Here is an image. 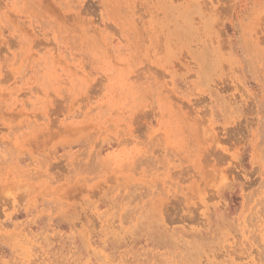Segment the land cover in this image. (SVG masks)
Masks as SVG:
<instances>
[{
	"label": "rangeland",
	"instance_id": "rangeland-1",
	"mask_svg": "<svg viewBox=\"0 0 264 264\" xmlns=\"http://www.w3.org/2000/svg\"><path fill=\"white\" fill-rule=\"evenodd\" d=\"M0 264H264V0H0Z\"/></svg>",
	"mask_w": 264,
	"mask_h": 264
}]
</instances>
